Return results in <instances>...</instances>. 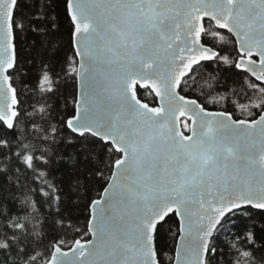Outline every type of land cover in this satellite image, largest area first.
Wrapping results in <instances>:
<instances>
[{"label":"snow or ice","instance_id":"1","mask_svg":"<svg viewBox=\"0 0 264 264\" xmlns=\"http://www.w3.org/2000/svg\"><path fill=\"white\" fill-rule=\"evenodd\" d=\"M64 6L73 27L65 74L78 91L74 114L62 123L86 154L96 146L105 150L95 176L106 183L88 203L82 235L90 238H73L67 251L68 242L59 241L45 264H161L158 237L172 217L178 222L174 264H210V241L228 214L264 210V0H64ZM18 7V0H0V124L6 129L21 116L12 74L18 71L15 36L24 29ZM219 30L232 34L238 49V59L224 56V63L254 78L247 82L248 103L234 102L251 119L209 111L181 94L189 79L195 83L196 66L219 56L202 42L208 34L223 40ZM52 85L43 72L40 90L52 93ZM138 86L151 89L160 105L142 103ZM24 160L32 166L31 155ZM11 226L0 249L18 241L15 230H26Z\"/></svg>","mask_w":264,"mask_h":264},{"label":"trees","instance_id":"2","mask_svg":"<svg viewBox=\"0 0 264 264\" xmlns=\"http://www.w3.org/2000/svg\"><path fill=\"white\" fill-rule=\"evenodd\" d=\"M18 4L16 16L24 29H18L15 36L18 71L12 74L21 116L13 129L0 124V139L8 141L0 144V240L13 235L11 225L15 223L24 224L26 230H15L18 241H13L9 250L0 249V264H45L59 241L68 242L62 245L67 250L73 238H90L82 234L87 232L88 203L106 183L95 176L105 150L96 146L86 154L73 145L69 137L74 134L62 123L74 114L77 95L75 81L65 74V61L73 56V27L64 0H18ZM219 31L223 40L211 34L202 37V42L217 50L219 56L202 63V67L196 66L195 83L189 79L182 85L181 94L196 98L210 111L228 110L235 118L251 119L234 102L248 103L245 93L251 95V90L247 82L254 79L224 63V56L230 61L238 59V49L228 32ZM45 71L53 81L52 93L40 90ZM137 96L149 107H158L150 89L138 86ZM41 106L46 109L43 113ZM25 155L33 157L31 167ZM222 224L210 245V264H264V210L239 209ZM177 227V219L172 217L161 229V264L173 262L178 237L172 233ZM244 252L250 255L246 257ZM33 256L35 261L31 260Z\"/></svg>","mask_w":264,"mask_h":264},{"label":"water","instance_id":"3","mask_svg":"<svg viewBox=\"0 0 264 264\" xmlns=\"http://www.w3.org/2000/svg\"><path fill=\"white\" fill-rule=\"evenodd\" d=\"M222 31H226V30H222ZM227 32V31H226ZM230 34V33H229ZM233 38H234V40H235V37L232 35V34H230ZM207 47H210V46H208V45H206ZM236 47H237V45H236ZM214 51H216V52H218L217 50H215V49H213ZM215 59V58H214ZM213 59V60H214ZM77 60H78V58H77ZM210 61H212V60H210ZM205 62H209V61H202L201 62V64L202 63H205ZM249 75V74H248ZM250 76V75H249ZM254 79V78H253ZM142 88V87H141ZM151 90V89H150ZM77 91H78V88H77ZM153 94H154V96H155V93L153 92ZM156 97V96H155ZM156 100H157V105L159 106L160 105V100H159V98L158 97H156ZM142 102V101H141ZM142 103H144V102H142ZM144 104H146V103H144ZM210 111V110H209ZM182 119V118H181ZM187 134V133H186ZM257 210H259V209H257ZM235 211H237V210H234V212ZM231 214V213H230ZM230 214H228V215H230ZM219 227V225L217 226V228ZM216 232V231H215ZM215 232L213 233V237H214V235H215ZM90 235V234H89ZM213 237H212V239H211V241H210V245H211V242H212V240H213ZM68 250V249H67ZM67 250H65V251H67ZM172 264H174V259H173V262H172Z\"/></svg>","mask_w":264,"mask_h":264},{"label":"rangeland","instance_id":"4","mask_svg":"<svg viewBox=\"0 0 264 264\" xmlns=\"http://www.w3.org/2000/svg\"><path fill=\"white\" fill-rule=\"evenodd\" d=\"M182 120H183V118H182ZM190 123V122H189ZM186 131V130H185Z\"/></svg>","mask_w":264,"mask_h":264}]
</instances>
